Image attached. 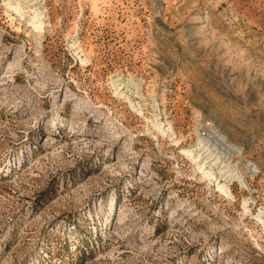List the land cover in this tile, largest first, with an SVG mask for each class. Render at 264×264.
<instances>
[{"label":"rangeland","instance_id":"374dc122","mask_svg":"<svg viewBox=\"0 0 264 264\" xmlns=\"http://www.w3.org/2000/svg\"><path fill=\"white\" fill-rule=\"evenodd\" d=\"M0 264H264V0H0Z\"/></svg>","mask_w":264,"mask_h":264},{"label":"bare ground","instance_id":"6f19581e","mask_svg":"<svg viewBox=\"0 0 264 264\" xmlns=\"http://www.w3.org/2000/svg\"><path fill=\"white\" fill-rule=\"evenodd\" d=\"M209 172H210V171H209ZM209 172H208V174H207V175H208L209 177H212V174H211V173H209ZM226 188H227L226 186H223V189H226Z\"/></svg>","mask_w":264,"mask_h":264}]
</instances>
